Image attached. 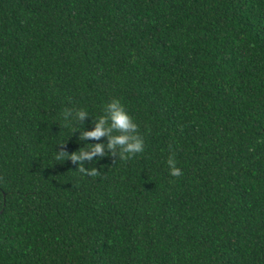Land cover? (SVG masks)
I'll use <instances>...</instances> for the list:
<instances>
[{
	"label": "trees",
	"instance_id": "16d2710c",
	"mask_svg": "<svg viewBox=\"0 0 264 264\" xmlns=\"http://www.w3.org/2000/svg\"><path fill=\"white\" fill-rule=\"evenodd\" d=\"M113 98L144 150L57 161ZM0 264H264V0H0Z\"/></svg>",
	"mask_w": 264,
	"mask_h": 264
},
{
	"label": "clouds",
	"instance_id": "9594fccd",
	"mask_svg": "<svg viewBox=\"0 0 264 264\" xmlns=\"http://www.w3.org/2000/svg\"><path fill=\"white\" fill-rule=\"evenodd\" d=\"M61 115L66 124L71 126V133L78 134L79 141H95L85 142L71 152L63 147L59 151H53L57 161L70 160L75 164V169L82 174L98 175L99 171L95 166L86 167L85 165V162L94 161V157L99 159L102 156L111 155L126 160L144 150L145 141L138 131L139 126L119 99H111L104 105L103 114L96 118L92 117L91 128L83 126L82 122L89 116V112L84 107L66 109ZM100 137H105V140L101 141ZM63 144L64 141L57 145ZM167 165L169 175H181V169L177 166L174 154L169 155Z\"/></svg>",
	"mask_w": 264,
	"mask_h": 264
}]
</instances>
